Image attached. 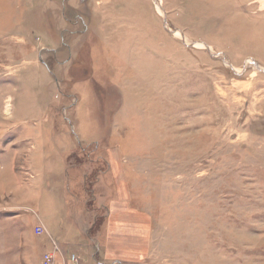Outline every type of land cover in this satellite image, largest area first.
Here are the masks:
<instances>
[{
	"label": "rangeland",
	"instance_id": "374dc122",
	"mask_svg": "<svg viewBox=\"0 0 264 264\" xmlns=\"http://www.w3.org/2000/svg\"><path fill=\"white\" fill-rule=\"evenodd\" d=\"M37 214L84 264H264V0H0V264Z\"/></svg>",
	"mask_w": 264,
	"mask_h": 264
},
{
	"label": "crops",
	"instance_id": "0c3cea01",
	"mask_svg": "<svg viewBox=\"0 0 264 264\" xmlns=\"http://www.w3.org/2000/svg\"><path fill=\"white\" fill-rule=\"evenodd\" d=\"M16 172V169H11L9 171V173L7 174V179H9L10 183H13V182H17L18 180V177H17V173L15 174ZM96 191L94 193L95 195V203L97 204V208L91 210V209H81V210H84L82 212H79L78 209L79 208H75V207H72L71 208V211L73 212V214H76L77 217H75L73 214L71 215V218L69 219L72 223H75V224H72L69 220H66L64 223V226L68 227L69 224L72 226V225H75V226H78V227H83V228H87V227H90L92 226L95 222H97L98 219L101 218V174L99 175V178L97 180V185H96ZM21 189V185L18 186V189H14V190H9L8 188L5 189V194H11L13 193V199H17V203L20 202L21 198H25V197H28V196H32V197H36L38 196V193L37 192H24L23 190L25 189L23 187V190H20ZM19 190V191H18ZM92 193V191H91ZM15 195H18V196H15ZM97 195V196H96ZM49 199L50 200H53V196H54V193H50L49 195ZM13 202V201H12ZM20 204H17L16 206L20 208L19 206ZM15 205H12V207H14ZM87 210H90L91 213L94 214V216H90V214L88 215V217L86 216V213H88ZM68 211V209H67ZM87 211V212H86ZM80 213V214H79ZM50 221L53 220V219H57V223H59L60 221H58V219H60V214H55L53 216H49V211L46 215ZM37 219L42 220V216L40 214H37ZM52 222V221H51ZM44 223V222H43ZM55 239V238H54ZM84 241V240H83ZM82 241V242H83ZM100 240L98 239L97 242L100 244L99 242ZM79 244V243H78ZM49 248L51 249L52 246H51V243L49 245ZM70 253V252H69ZM68 253V255L70 256V254ZM73 254H77V253H74V252H71ZM100 256V254H99ZM81 259V258H80ZM82 260V259H81ZM58 261H61L60 260V256L58 257ZM82 264H84V261L82 260L81 261ZM40 264H43V257L41 258V261H40Z\"/></svg>",
	"mask_w": 264,
	"mask_h": 264
},
{
	"label": "built area",
	"instance_id": "2783aa9c",
	"mask_svg": "<svg viewBox=\"0 0 264 264\" xmlns=\"http://www.w3.org/2000/svg\"><path fill=\"white\" fill-rule=\"evenodd\" d=\"M39 223L41 225L37 226L35 231L36 234L47 235L50 239V243L52 246L51 250L46 251L44 253L43 264H81V259L77 254H72L70 256H65L66 253L64 252H62V254H58V252L61 250L59 243L50 234L48 228L44 225V223L40 219H39ZM59 256L61 261H58Z\"/></svg>",
	"mask_w": 264,
	"mask_h": 264
},
{
	"label": "bare ground",
	"instance_id": "6f19581e",
	"mask_svg": "<svg viewBox=\"0 0 264 264\" xmlns=\"http://www.w3.org/2000/svg\"><path fill=\"white\" fill-rule=\"evenodd\" d=\"M6 106H7V111L10 110L11 104L7 103Z\"/></svg>",
	"mask_w": 264,
	"mask_h": 264
}]
</instances>
